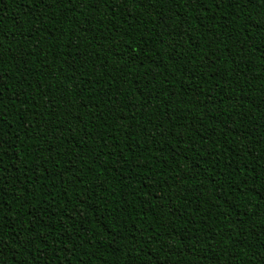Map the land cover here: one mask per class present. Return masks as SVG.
<instances>
[{
    "label": "trees",
    "instance_id": "1",
    "mask_svg": "<svg viewBox=\"0 0 264 264\" xmlns=\"http://www.w3.org/2000/svg\"><path fill=\"white\" fill-rule=\"evenodd\" d=\"M0 264H264V0H0Z\"/></svg>",
    "mask_w": 264,
    "mask_h": 264
}]
</instances>
